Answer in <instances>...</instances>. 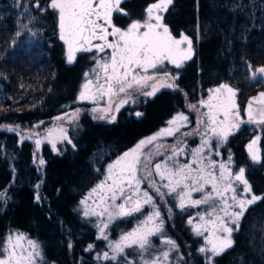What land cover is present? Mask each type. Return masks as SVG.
I'll return each instance as SVG.
<instances>
[{"label": "trees", "instance_id": "16d2710c", "mask_svg": "<svg viewBox=\"0 0 264 264\" xmlns=\"http://www.w3.org/2000/svg\"><path fill=\"white\" fill-rule=\"evenodd\" d=\"M33 2L22 0L17 6L16 0H0V124L30 126L75 108L83 73L99 57L79 52L75 61L68 63L56 13L40 12L31 7ZM154 2L122 0L119 7L123 11L113 12V24L124 28L130 19L142 17ZM40 3L46 5L47 0ZM164 16L174 36L183 33L193 40V59L180 69H167L171 74L179 73L176 83L182 91L161 89L142 99L135 109L120 110L114 123L84 113L69 131L75 149L67 147L54 153L43 147V173L34 162L32 143L20 141L15 132L0 130V145L6 154L0 155V189L9 191V202L0 212V239L9 230L28 234L41 243L43 264H97L95 253L106 245L96 237L94 224L81 214L79 204L96 180L91 158L98 146L107 151L99 163L103 168L110 156L132 147L175 114L187 113L186 103L197 100L201 90L206 95L219 84L228 83L238 90L243 113L248 97L264 89V83L246 78L244 63L249 62L254 69L264 66V0H174ZM17 30L19 36L15 35ZM136 111L143 115L136 117ZM257 135L261 136L257 151L260 162L252 161L247 150ZM220 151L222 155L232 153L234 168H245L252 191L264 197V132L243 126L228 137ZM41 181L45 199L37 203L35 186ZM176 218L177 229L186 241L193 242L182 223L184 218ZM132 222L128 220L123 231H128ZM233 238L234 248L216 257L215 264H264V199L249 207L241 231ZM178 243L181 245V240ZM90 244L93 250L86 251ZM128 257L139 264L140 251ZM197 258L201 263L202 258ZM123 263L118 260L116 264Z\"/></svg>", "mask_w": 264, "mask_h": 264}, {"label": "snow or ice", "instance_id": "6c2138e0", "mask_svg": "<svg viewBox=\"0 0 264 264\" xmlns=\"http://www.w3.org/2000/svg\"><path fill=\"white\" fill-rule=\"evenodd\" d=\"M22 0H16L17 6H20ZM122 0H47L46 5H41L40 0H34L31 7L39 10L40 12L52 11L56 13L57 22L59 27V38L67 44V62L73 63L75 61L76 52H91L93 48L99 52H103L105 48L112 49V52L107 58L100 57L103 63L98 67L104 72V84H100V75L96 69H92L94 73L92 79H88V74H85L86 82L82 85L83 91L80 92L78 100H93L95 99V92L90 90L93 82H96V92L108 95L110 97L109 103L111 104L112 96H119L114 108L108 107L105 109H93L92 111H101L105 115H101L99 119H106L109 123L116 121V115L120 108L127 104L137 93L144 96H154L162 84L164 87L182 91L175 81L179 78V73L171 74L167 71L164 72V77L157 80L155 75L148 73L150 68L155 69L157 66H163L165 61L175 65L177 69L184 66L186 61H190L195 56V49L193 40L188 35L180 33L177 38L172 34L169 25L165 22L164 14L169 11L170 6L173 5L174 0H156V2L148 5L145 9L143 19L131 20L126 28H121L113 24V12L120 13L123 10L119 7ZM127 15V13H125ZM103 21V23H98ZM109 28L112 30L109 31ZM144 29V31H141ZM15 35L19 36L20 32L17 30ZM116 37V40L109 41L108 37ZM199 39V33L197 35ZM93 40H99L102 43L93 44ZM93 59H97L93 57ZM247 77L251 81L257 83H264V66L253 68L252 65L244 61ZM111 69L109 72L108 69ZM140 69V72L136 70ZM147 81H154L151 85ZM211 95L207 100H201L199 103L208 108L207 113H200L201 117L206 116L207 122L200 119L199 123L204 124L205 128L210 130L217 141V145L226 143L228 137L235 131H238L241 124H257L264 125V107L257 108L253 111L254 103L258 102L264 105V92L259 93L258 98L249 101L245 113L247 119L245 120L240 113V108L236 104L237 89L231 87L228 83H221L218 87L209 90ZM124 94L120 96V94ZM187 95V94H185ZM222 97V99H220ZM217 100V103H213ZM192 111L199 113L197 104H190L188 106ZM79 109L71 114L72 118H76L79 114ZM136 117L143 114L135 112ZM223 117L222 119L220 117ZM63 119V117H57ZM188 116L182 112L177 113L167 123L170 127L161 129L156 134L147 137L139 142L136 148L125 152L115 164L108 165L109 179L113 180L111 191V200L115 201L118 197H124L120 204H109L102 212L95 213L102 216L105 212L108 214V223L101 222L99 225L100 233L99 239L107 240L108 234L105 229L109 224L114 223L116 220L130 217L135 213L142 211L143 204H150L153 207L151 214L143 220L137 228L130 232L123 233L119 241L111 242L109 247L112 249L114 255L109 256L108 252L103 253L105 260H117L118 257L122 258L127 264V256L125 254L126 248H133L134 246L140 250H146L151 246L149 237L161 233L163 231V220L160 218V212L153 201L152 196L147 191L142 193V199L138 196L134 198L132 194L125 196V188L133 189L134 192H140V184L143 177L138 178L137 173L140 170L139 166L143 163L145 169L149 167L151 151L144 153L143 148L146 145L153 144L158 141L162 136H175L180 128L188 126ZM179 122V123H178ZM0 130L8 132H16L21 139H30L32 133L25 136L20 130V126H7L0 125ZM53 131L59 132V141L61 143L67 142L75 149L76 145L73 144L72 139L69 138L67 131L63 127L55 130H49L45 133V139L53 135ZM198 132L199 129H196ZM192 132H181L180 136L176 137L177 147H171V155L166 157L163 163L157 162L154 167L156 173L161 179H167L168 183L163 185L169 189L168 193L161 191L160 186L155 187V192L160 197L176 193V198L179 200L177 207L183 209L185 207L186 198L191 205H199L201 203L207 204L215 197H219L223 201L220 211L223 216L217 214L215 219L205 221V225L211 224L212 227H203V231L209 232L210 235L205 237V243L202 245L198 252L205 258V264H214L216 257L221 256L224 252L234 248L235 239L234 233L241 231V221L249 207L256 202L264 199L252 193V187L248 180L245 178V168L240 167L235 174L229 169L228 164L221 163L219 165L218 175H212V171H208L204 175L206 169L201 165L198 169H193L192 164L185 163L177 167L176 156L184 151L185 145L183 137L192 135ZM207 137V132L204 133ZM202 137V142L199 148L191 150V160L193 164L200 163L208 159L202 155L204 149L211 148V137ZM260 137H255L248 145L250 158L254 162H260V156L254 145L257 144ZM37 145L41 143L39 139L35 141ZM53 150L56 149V142L51 141ZM157 152H159L160 144H154ZM59 151V150H57ZM218 154V153H217ZM0 155L3 153V146L0 145ZM143 156V161L141 160ZM171 161L169 166L168 161ZM124 161L123 167L116 173L115 178L112 176V169L120 165ZM229 164L231 163V156L228 158ZM39 164L43 165V159L39 160ZM207 168L214 170L215 162L209 160ZM13 171H15L13 169ZM195 171L197 175L193 176L192 172ZM167 174V175H166ZM151 175V172H148ZM186 181H190L188 183ZM217 181L224 183L219 185ZM238 182L243 185L237 193V188L234 184ZM153 184L155 182L153 181ZM211 184L212 188L202 199H191V191H204V185ZM151 186V185H150ZM36 189L40 188L37 184ZM102 188L103 184L97 186ZM177 188L181 190L177 192ZM95 191V189H93ZM232 193L230 197H225V193ZM91 195V193L89 194ZM37 203L41 201L39 191L34 195ZM229 200L232 203H229ZM9 202L8 194L5 190L0 189V208L6 206ZM86 201H81L85 203ZM109 207L112 211H109ZM215 204L213 205V210ZM171 211V209L169 210ZM85 216L88 212L84 213ZM225 217L227 219H225ZM204 221V217H200ZM191 223V220H189ZM196 235H203L201 225L195 226ZM165 244L170 245L167 251H161L160 255L155 257L152 264H160L161 258L163 261H169V253L171 251L179 252V247L175 241L171 239H164ZM71 249V243L68 244ZM93 245H88L86 251H92ZM180 259H183L181 257ZM44 255L41 243L38 240L32 239L28 234L18 230H9L7 235L0 239V264H43Z\"/></svg>", "mask_w": 264, "mask_h": 264}, {"label": "rangeland", "instance_id": "374dc122", "mask_svg": "<svg viewBox=\"0 0 264 264\" xmlns=\"http://www.w3.org/2000/svg\"><path fill=\"white\" fill-rule=\"evenodd\" d=\"M143 16H144V14H143ZM143 16L138 18V19H135V20H141V19H143ZM98 23H103V21H99ZM127 26H128V24L124 28H126ZM111 30L112 29L109 28V31H111ZM141 31H144V29H141ZM176 37L179 38L180 36H176ZM108 40L114 41V40H116V37L109 36ZM92 43L93 44H99L102 42L99 40H93ZM65 47H66V51H67V48H68L67 44H65ZM111 52H112V49H108V48H105V50L103 52H99V51H97V49L93 48V50L90 52V53H94V55H96V56L98 55L99 57L83 73V76H82V79L80 82V86H79V91H78L77 97L75 99V102H76L75 108L69 110L68 112H66L63 115L57 116V117H63V119H57V117H54V118L46 120V121L37 122V123L30 125V126L19 125L20 130L23 132V134L25 136L32 133V136L30 139H27V138L21 139V137L15 132L18 135L20 141L27 140V141H30L32 143V145H33V159H34L35 164L39 168L40 173H43L44 165H45V164H43V165L39 164V160L43 159L42 149L44 146H48L52 150V152H54V153H62L63 150H65L67 147H72V145L68 144L66 141L63 143H61L59 141V139H58L59 132L58 131H53V135L51 137H49L48 139H45V133H47L49 130H55V129H58L59 127H63L67 131V134L70 138L69 131H70L71 127L78 121V119L84 113L89 114L92 118L99 117L101 115H105V113H103L101 111H92L93 109L99 110V109H105L108 107L114 108L116 106V101L119 99V96H115V95L112 96L111 97L112 103L110 104L109 103L110 97L108 95L96 92V82L95 81L93 82V85L90 86V90L92 92L96 93L94 101L88 100V99H85L82 101L78 100V96H79L80 92L83 91L82 85L86 82L85 74H88V76H87L88 79H92V77L94 75V73L92 72V69H96V72L99 73V75H100L99 83L104 84V79H103L104 72L102 69H100L98 67V65L100 63H103L104 61L99 59V58L100 57L107 58V56ZM77 53H79V52H76L75 56L77 55ZM169 66L175 67V65L169 63L168 61H165L163 66L158 65L157 68H155V69L150 68L148 70V73H144V74L145 75H149V74L155 75L157 80H161L164 77V72L167 71ZM108 71L110 72L111 69L109 68ZM136 71L140 72L141 70L137 69ZM167 72H169V71H167ZM152 83H154V81H147V84H149V85H151ZM175 83H176V81H175ZM161 89H169V88H166L161 84L159 86L158 91H160ZM123 95L124 94H122V93L120 94V96H123ZM210 95H211L210 91H208V93L206 95H204L202 90H201L200 96L197 100H195L194 102H187L186 103L187 113H184V114L187 115L189 118L187 127L180 128V131L177 132L175 136H168V135L162 136L158 139V141L153 142V144L146 145L143 148L144 153L151 151L152 155L150 157V164H149V167L147 169H145L143 163L139 166L140 170L138 171L137 176H138V178L143 177V180L140 184V192L139 193L134 192V187H133V189L125 188V196H127L128 194H132L134 198H137L139 196L142 199V193L147 191L149 193V195L152 196L153 201L155 202V205L160 212V218L163 220V231H162V234L158 233V234H154V235L149 237L151 246L148 247L146 250H140L135 246L133 248H126L125 254L127 256V264H133L132 263L133 259L128 257L130 255V253H135V252H139V251H140V259H138V263L139 264H152V261L155 259V257L160 255L161 251H167L171 247L170 245H167L163 242L164 239H171V240L175 241V243L179 247V252H176L174 250L171 251L169 253V261L165 262L161 258L160 264H205V258L201 253L198 252V249L202 245H204L205 237L210 235L209 232L203 231V227L207 226V227L211 228L212 225L211 224L205 225L204 222L215 219V216L217 214L223 216V212L220 211V207H221L223 201L220 200L219 197H215V194H213L214 199L210 200L207 204L201 203L199 205L193 206V205H191V203L186 198L185 207L183 209L177 207L179 200L176 198V195H177L176 193H171L169 195H165L164 197H160L158 194H156V192H155L156 186H160L161 191L164 193L169 192L168 188L163 187V185L168 183V180L167 179H161V177L156 173V171H155L154 167H152V165H154L157 162L163 163L165 161L166 157L171 155L170 149H171V147H177L176 137L180 136L181 132H192L193 133L192 135L183 137V143L185 145V148H184V151L179 153V155H177L175 158L177 161V167L180 165H183L185 163H189V164H192L193 169H198L201 165H203V166H205V169H206L204 175H206L208 171H212V175H218V173L220 171L219 165L221 163H225V164H228V167L233 172V174L236 173V171L239 168H234L235 161L233 159L232 153L230 151H227L225 153V155H222L220 149L224 145V143L221 145H217V141H216L215 137L213 136L212 132L210 130L206 129L204 124L199 123L200 119H204L205 122H207V117L206 116L201 117L199 114L208 112V108L204 107L199 102L201 100H207ZM148 97L151 98L153 96H144L142 94L137 93L132 99L129 100V102L127 104L123 105L120 108V110H122V109H135V107L138 105V103L141 102L142 99H145ZM220 99H222V97H220ZM235 100H236V104L239 106V108H241L240 99L238 98V95L236 96ZM212 102L217 103L218 101L213 100ZM190 104H197L198 108H199V113L192 111L188 107ZM77 109L80 110L79 114L76 118L73 119L71 114L74 113ZM240 113H241V116L244 118L243 113L241 112V109H240ZM114 114L117 116L118 113H114ZM172 118H170L169 120H171ZM220 118L222 119L223 117L221 116ZM95 120L107 121L106 119H99V118H95ZM0 125H4V124H0ZM16 125H18V124L7 125V126H13L14 127ZM166 127H170V125H168V123H166L164 126L159 128L155 132L139 139L132 147L128 148L127 150H125L121 154H117L115 156H110V158L107 159L106 162L103 164V168H99V163H102L103 158L107 154L105 147L104 146H102V147L98 146L97 150L92 155L91 161H92V165H93V169H94L93 174H94V177L96 176V180H95V183L90 187V189H88L87 192H85V194H83L81 201H86V202L81 203V201H80L79 209L81 210V214L85 218H87L88 220H91L92 223L94 224V227H95L96 232H97L96 237H99V233H100L99 225L101 224V222L108 223V214H107V212H105L102 216H98L95 213L102 212L105 207L109 206V204H112V203L120 204L122 202V200L124 199V197H118L115 201L111 200L112 191L110 189H111L113 180L108 178L109 177L108 165L115 164V162L125 152H129L130 150L136 148V146L139 144V142L141 140L156 134L161 129H164ZM242 127H243V124L240 125L239 130ZM196 129H199V131L197 132ZM238 131H235V132H238ZM205 132H207V137H204ZM257 136H254L253 139ZM202 137H204V138L211 137V139L209 141L211 144V148L206 147L202 153V155L205 157H208V159H205V160L201 161L200 163L193 164L192 160H191V150L197 149L200 147L201 142H202V139H201ZM259 137H260L259 141L257 142L256 145H254V148H256L257 151L259 150V144L258 143L261 140V136H259ZM37 139H39L41 141V143L39 145H37L35 143V141ZM50 140L56 142V149L59 151L53 150L52 145L50 143ZM250 142L247 144V150H248V145L250 144ZM157 143L162 145V147H160V149H159V152H157L156 148L154 147V144H157ZM248 153H249V151H248ZM229 156H231V163L230 164L228 162ZM143 159H144L143 156H141L142 161H143ZM209 160L215 162V169L214 170L207 168ZM43 161H44V159H43ZM124 163L125 162L122 161L120 165H117L116 167H114L112 169L113 178H115L116 173L119 172L120 168L123 167ZM171 163L172 162L169 160L168 161L169 166H171ZM149 171L151 172V175H148ZM192 175L195 176V175H197V173L195 171H193ZM245 178H246V176H245ZM153 181L155 182V184H153ZM186 182L191 183L190 181H186ZM217 183L222 186V184L224 182L223 181H217ZM100 184H103L102 188L97 187ZM234 186L237 188V193H239L240 189L243 188V185L239 184L238 182H236L234 184ZM211 188H212V185L207 184V185H204V191L203 192L194 191V190L191 191V199L192 200L202 199L209 191H211ZM93 189H95V191H93ZM4 190L7 192L8 197H9L8 188H6ZM180 190H181L180 188H177V192H179ZM37 191H39V193H40L41 200H42V198L45 199L44 194L42 192V181L40 182V188ZM90 193H91V195H89ZM251 194H255V193L252 191V193H250L248 195L250 196ZM224 195H225V197H230L232 195V193L228 192V193H225ZM255 195H257V194H255ZM258 196H260V195H258ZM229 203H232V201L229 200ZM214 204H215V209L213 210ZM4 207L0 208V212L3 210ZM170 209H171V211H169ZM112 210L113 209L109 207V211H112ZM152 211H153L152 205L143 204V208H142L141 212L135 213L134 215H132L130 217H125L123 219L116 220L114 223L109 224V227L107 229H105V232L108 234V239L103 240L104 244L106 245V249H103V250L101 249L97 254L95 253V258H96L97 264H106L105 263L106 261H110L109 264H116V263H118V260L124 261L120 257H118L117 260H111V259L105 260L103 258V253L108 252L109 256L114 255V253L112 252V249L109 247V244L111 242L119 241L120 236L123 233L130 232L133 229L137 228V226L143 220H145L147 218V215L151 214ZM85 212H88L87 216L84 215ZM178 215H179V217L184 218L182 223H185V225L187 227V232L190 234L193 242L186 241L185 238L183 237L182 231L177 229L176 219H178V218H176V217ZM201 216L204 217V221H201V219H200ZM131 219H133L131 228H129V230L126 232L123 231L125 225H127L128 220H131ZM225 219H227V218L225 217ZM189 220H191V223H189ZM196 225H201V231L203 232V235H199V236L196 235V233H195V226ZM178 240H181V245L178 243ZM181 257H183V259H180ZM197 257L202 258V260H199V261H201V263L197 262L198 261ZM79 260L81 261L82 258H80ZM78 264H80V262ZM123 264H125V261ZM214 264H215V260H214Z\"/></svg>", "mask_w": 264, "mask_h": 264}, {"label": "water", "instance_id": "95a60500", "mask_svg": "<svg viewBox=\"0 0 264 264\" xmlns=\"http://www.w3.org/2000/svg\"><path fill=\"white\" fill-rule=\"evenodd\" d=\"M261 92H264V89H259L258 91H256L254 94L250 95L247 99V101L245 102V106H244V109H243V116H244V119L246 120L247 119V116H246V113H245V110H246V107L249 103V101H253L255 98H258V95L259 93ZM260 107H264V105H261L260 103L256 102L254 103V106H253V111H255L257 108H260ZM244 127H253L254 130L258 133H261V132H264V125H257V124H247V123H244L243 124Z\"/></svg>", "mask_w": 264, "mask_h": 264}]
</instances>
